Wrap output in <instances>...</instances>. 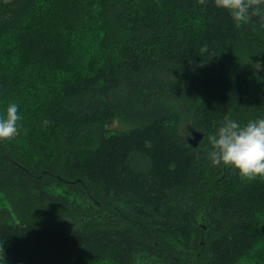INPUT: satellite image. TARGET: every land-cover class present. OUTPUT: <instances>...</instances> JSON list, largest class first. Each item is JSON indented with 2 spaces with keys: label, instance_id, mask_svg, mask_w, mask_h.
Here are the masks:
<instances>
[{
  "label": "trees",
  "instance_id": "obj_1",
  "mask_svg": "<svg viewBox=\"0 0 264 264\" xmlns=\"http://www.w3.org/2000/svg\"><path fill=\"white\" fill-rule=\"evenodd\" d=\"M262 23L214 0H0V119L20 117L0 264H264V177L207 155L225 116L264 118Z\"/></svg>",
  "mask_w": 264,
  "mask_h": 264
},
{
  "label": "clouds",
  "instance_id": "obj_2",
  "mask_svg": "<svg viewBox=\"0 0 264 264\" xmlns=\"http://www.w3.org/2000/svg\"><path fill=\"white\" fill-rule=\"evenodd\" d=\"M198 3L205 5L206 0H198ZM214 3L230 13L237 27L249 23L256 16L264 21V0H214ZM200 51L207 52V46ZM18 119V105L10 104L6 119H0V142H7L18 133ZM190 136L187 131L186 137ZM208 142L211 150L207 155L213 166L232 167L242 178L264 177V118L250 119L242 125L225 116L215 134L208 136Z\"/></svg>",
  "mask_w": 264,
  "mask_h": 264
},
{
  "label": "rangeland",
  "instance_id": "obj_3",
  "mask_svg": "<svg viewBox=\"0 0 264 264\" xmlns=\"http://www.w3.org/2000/svg\"><path fill=\"white\" fill-rule=\"evenodd\" d=\"M254 66L256 67V68H258V69H263V64H262V62H260V61H258V60H255V62H254ZM184 127H186L185 129H187L186 131H188L189 132V130H191V129H194L193 128V126L191 125V123L190 122H187V123H185L184 122V126H183V128ZM109 129H120V124L117 122V121H115V122H113L111 125H109ZM193 131H195V132H199L198 130H196V129H194ZM184 136H185V138H187L186 137V132H185V134H184ZM198 142H199V140H198ZM197 142V143H198ZM195 145H197V144H195ZM194 145V146H195Z\"/></svg>",
  "mask_w": 264,
  "mask_h": 264
},
{
  "label": "water",
  "instance_id": "obj_4",
  "mask_svg": "<svg viewBox=\"0 0 264 264\" xmlns=\"http://www.w3.org/2000/svg\"><path fill=\"white\" fill-rule=\"evenodd\" d=\"M201 138H202V133L201 132H195L192 134L190 143L192 145H195V144H197L198 140H200Z\"/></svg>",
  "mask_w": 264,
  "mask_h": 264
},
{
  "label": "flooded vegetation",
  "instance_id": "obj_5",
  "mask_svg": "<svg viewBox=\"0 0 264 264\" xmlns=\"http://www.w3.org/2000/svg\"><path fill=\"white\" fill-rule=\"evenodd\" d=\"M193 130H194V129L189 130L190 133H191V136L186 138L189 142H190V140H191L192 134L195 133V131H193Z\"/></svg>",
  "mask_w": 264,
  "mask_h": 264
}]
</instances>
